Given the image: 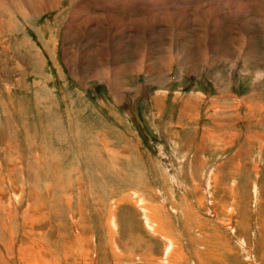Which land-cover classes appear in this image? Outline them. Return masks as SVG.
<instances>
[{
	"label": "rangeland",
	"instance_id": "obj_1",
	"mask_svg": "<svg viewBox=\"0 0 264 264\" xmlns=\"http://www.w3.org/2000/svg\"><path fill=\"white\" fill-rule=\"evenodd\" d=\"M206 1L224 9L210 14L221 35L198 32L207 45L192 17L169 36L162 5L146 40L118 48L114 26L62 38L63 24L50 31L51 14L1 37V253L11 232L17 245L22 234L35 245L25 232H43L54 251L62 236L89 248L93 235V264H114L116 232L125 264L137 255L146 264H264V25L254 1ZM234 1L258 19L243 27L250 42L231 34L241 30L232 27ZM130 9V19L146 17ZM128 23L121 36L133 37Z\"/></svg>",
	"mask_w": 264,
	"mask_h": 264
},
{
	"label": "bare ground",
	"instance_id": "obj_2",
	"mask_svg": "<svg viewBox=\"0 0 264 264\" xmlns=\"http://www.w3.org/2000/svg\"><path fill=\"white\" fill-rule=\"evenodd\" d=\"M175 1L174 0H78V1L77 0H0V40H1V37L4 38V36L9 37L13 35L17 31V28L19 29V27H17L18 22L23 21L26 25L28 22L31 21L30 19L32 18L40 17L42 15L46 16L47 14H51L52 18H51L50 31L52 30L53 27L55 28L63 24L64 34L62 38L69 39V37L72 35L74 36L76 32L77 33H80V32L86 33V32H93V31L98 32L102 28H105V25L108 27L114 26L116 28L115 34L119 35L120 38L124 39L121 43L120 42L118 43L117 41L115 45L111 44V47L112 45H114L116 48H118V47H121V45L125 42V39H128V38H130V41L133 40V41H138V42L142 41V39L146 40L145 34L143 33L144 26L152 27L157 24L160 14L158 15L157 12L159 11L153 10L152 8L156 6H161V5L165 7V10H170L167 13L168 18L167 19L165 18L167 27L169 29L168 30L169 36H172L173 34L179 35V32L181 31V27L185 23H188V20L190 17H192L191 19L194 25H196L195 23H197L198 25L197 28H200L198 29V31L194 32L196 33L195 34L196 37H200L199 44L207 45V42H206L205 34L204 33L198 34V32H201L204 30L206 32L207 39H210V40L214 35L220 34V31L219 32L217 31L222 27V24L219 23L215 19H211L212 17L210 18V14L215 13V12H216V15H215L216 19L218 15L224 16L223 15L224 9L220 8V3L218 4L211 3L209 7H205V4L207 3L206 0H193L192 1L193 5L191 9H193L194 12L192 15H188L186 11L188 7H185V6L191 3L190 2L191 0H181L182 6H178V4L175 3ZM249 1H250L249 3H252L254 1L259 4V6H257V11L255 13H258L260 15L259 18H261L262 20L258 24L263 26L264 25V0H249ZM256 3H254L253 5L256 6ZM88 5H98L100 10H105L106 8L107 9L99 15H96V14L92 15L91 11L85 8ZM137 6L139 8L141 7L144 10V12L146 13V17L145 18L138 17L135 19H130L131 16H133V10L130 8L137 7ZM237 6H240V8ZM241 6H244V5L236 3V1H234V3L230 5L229 11L231 10L232 13L229 12V14L232 16V19H231L232 23H234L232 27L241 29L239 32H232L231 34H233V36H236L235 39L237 40V38L240 39L243 35V32H245L247 34L245 41L250 42L252 33L251 31L246 32L243 27H246V26L249 27V26L255 25L253 18H255V20L257 18L253 17L249 13L250 11L248 8L247 9L244 8L246 4L243 7L244 9H241ZM204 8H207V10L206 11L204 10L205 12H202L201 9H204ZM68 10H71V12L69 14V18L66 19L65 14ZM117 15H119L117 18V21H114ZM247 21H249L252 25L250 24L245 25V22ZM127 22H131L128 24H132L134 26L133 30H135L136 33L133 35V37H130L129 35L121 36V31H123V29L126 27ZM211 24L213 27L211 26ZM238 24H240L242 27L239 26ZM107 33L109 34V31H107ZM49 35L50 36H49L48 43H52L51 33H49ZM7 42L8 41H6L5 39L1 41L2 44H6ZM237 42L238 41H235V43ZM63 45H65V42ZM105 45H106V41H103L102 47H100V49L105 50ZM208 48L209 47L205 46V49H208ZM239 48L241 49V47ZM5 49H9V48L6 46ZM39 54L40 53L38 52L35 55L38 56ZM108 54L110 53L108 52ZM5 59H10V57H5ZM9 193L11 194V192ZM10 201H11V196H10ZM12 202L15 205L18 204V201H16L17 204L14 203L15 201H12ZM144 219L147 223V226L151 228V226L149 225L151 224V222L149 223V221L147 220V217H145ZM25 233L29 235V238L36 240L35 245L30 242L29 243L23 242L24 238L26 239V236L23 234L21 236L22 240L21 242H19V245H17V242L13 243L14 241L12 240H14L13 238L15 237V235H13L11 232L7 237L12 240L9 241V243L5 242L4 244L7 251H5V249L4 250L2 249L3 250L2 253L0 252L1 253L0 264H93V260L90 259L91 251L88 252V250H90L91 248L96 249V243L95 242L93 243L92 241L93 235L89 237L90 238L89 248L85 247L82 244L84 239L82 237H79L78 235H75L76 245H66L63 242V236L61 235L62 236V238L60 237L61 240L58 239L59 245H58V241H56L55 245L57 247H55V251H54L52 249L54 248L52 247V244L51 245L45 244V240L47 239L45 233L43 232H40V233L25 232ZM77 233L78 232H76V234ZM108 234L110 236L108 240V245H109V248L111 249V252L114 253V264H119L118 261L116 260L118 257H121L122 258L121 262H123L122 264H125L124 262H126V260L123 258L126 255H124V253H121L120 252L121 250L119 251L120 248L118 246L120 244L119 245L117 244L116 232H108ZM161 236H162V240L164 241V253L163 254L165 255L164 257L165 262L166 261L172 262L169 259L173 251V246L172 244H170L172 242L168 243L170 240L169 239L165 240L164 235H161ZM1 242H3V240ZM10 242H12L13 244L9 245ZM239 242H241V240ZM2 246H3V243H2ZM131 258H132L131 262H128L126 264H133L134 261L138 262L136 264H141V263L146 264L143 261V258L145 257L142 258L141 256L137 255V256H131ZM115 260H116V263H115ZM154 262H156V260ZM159 262H161V259L159 260Z\"/></svg>",
	"mask_w": 264,
	"mask_h": 264
}]
</instances>
